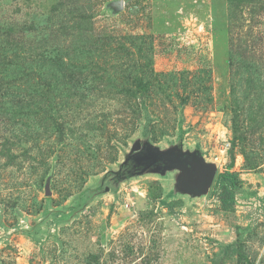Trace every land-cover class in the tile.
I'll list each match as a JSON object with an SVG mask.
<instances>
[{
	"label": "rangeland",
	"instance_id": "1",
	"mask_svg": "<svg viewBox=\"0 0 264 264\" xmlns=\"http://www.w3.org/2000/svg\"><path fill=\"white\" fill-rule=\"evenodd\" d=\"M145 125L232 203L146 175L55 226ZM0 264H264V0H0Z\"/></svg>",
	"mask_w": 264,
	"mask_h": 264
},
{
	"label": "water",
	"instance_id": "2",
	"mask_svg": "<svg viewBox=\"0 0 264 264\" xmlns=\"http://www.w3.org/2000/svg\"><path fill=\"white\" fill-rule=\"evenodd\" d=\"M183 138L184 133H179L175 141L161 146L151 141L148 126H143L131 140L130 147L121 150V160L116 166H109L74 196L61 212L67 217L58 219L54 225L70 221L96 198L108 193L116 194L122 184L146 175L169 182L167 198L177 195L186 196L188 200L205 198L216 177L217 165L206 159L199 146H184Z\"/></svg>",
	"mask_w": 264,
	"mask_h": 264
},
{
	"label": "trees",
	"instance_id": "3",
	"mask_svg": "<svg viewBox=\"0 0 264 264\" xmlns=\"http://www.w3.org/2000/svg\"><path fill=\"white\" fill-rule=\"evenodd\" d=\"M231 178L232 177L225 175V174H217V176L215 178V184H218V186L221 187V192L219 194V200L224 207L231 204L233 201V193L231 191L230 186L228 185ZM52 212L54 213V211H52ZM36 229H39L38 226L36 227ZM53 232L41 234L42 239L54 237L55 233H53Z\"/></svg>",
	"mask_w": 264,
	"mask_h": 264
}]
</instances>
